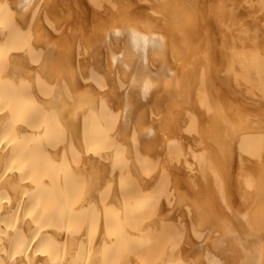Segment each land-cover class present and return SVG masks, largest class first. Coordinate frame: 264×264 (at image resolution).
Wrapping results in <instances>:
<instances>
[{
	"label": "bare ground",
	"instance_id": "6f19581e",
	"mask_svg": "<svg viewBox=\"0 0 264 264\" xmlns=\"http://www.w3.org/2000/svg\"><path fill=\"white\" fill-rule=\"evenodd\" d=\"M0 264H264V0H0Z\"/></svg>",
	"mask_w": 264,
	"mask_h": 264
}]
</instances>
